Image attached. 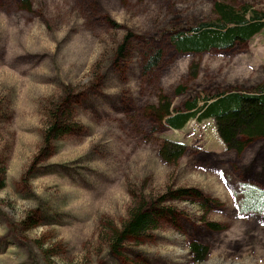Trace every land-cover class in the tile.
Here are the masks:
<instances>
[{
    "label": "rangeland",
    "instance_id": "rangeland-1",
    "mask_svg": "<svg viewBox=\"0 0 264 264\" xmlns=\"http://www.w3.org/2000/svg\"><path fill=\"white\" fill-rule=\"evenodd\" d=\"M31 2L0 0V264H264V214L243 210L248 188L264 192V141L236 153L214 120L173 130L159 119L160 102L176 112L264 83V31L203 54L171 43L216 20L218 2L264 12V0ZM62 99L80 127L46 145ZM165 141L187 146L175 164L160 156ZM163 197L172 213L160 227L114 251L130 211ZM193 242L210 249L204 262Z\"/></svg>",
    "mask_w": 264,
    "mask_h": 264
},
{
    "label": "trees",
    "instance_id": "trees-1",
    "mask_svg": "<svg viewBox=\"0 0 264 264\" xmlns=\"http://www.w3.org/2000/svg\"><path fill=\"white\" fill-rule=\"evenodd\" d=\"M28 10L32 7L31 0H17ZM216 20L202 22L191 28L175 30L171 33V43L174 49L182 54H203L216 50H225L235 47L238 43H246L256 35L264 31V12L250 7L235 8L223 2L214 6ZM126 48L124 43L119 48L121 55ZM159 63V53L148 61L147 69L155 68ZM65 99L61 100L56 108V113L50 116L51 120L45 132V143L60 140L70 134L77 123L69 124ZM56 106V105H54ZM161 121L173 130H183L192 120L202 123L206 120H214L219 138L225 144L228 151L242 153L252 142L264 141V83L251 91L228 90L213 95H197L186 101L181 110L173 109L171 102L162 105ZM62 108L64 109L62 111ZM69 119V118H68ZM187 152V146L183 143L165 141L160 148L161 158L168 164H175ZM182 196L189 193L185 190L177 191ZM196 196H202L198 190H193ZM166 197L151 202H142L134 207L128 219L120 230H117L112 239L111 247L117 251L123 243L138 241L150 231L160 227L161 220L171 214V210L165 208ZM245 211H253L264 214V192L254 188H248L245 195ZM209 226L220 231L222 228L213 223ZM190 253L195 262L201 263L210 254V249L198 242L190 245Z\"/></svg>",
    "mask_w": 264,
    "mask_h": 264
}]
</instances>
